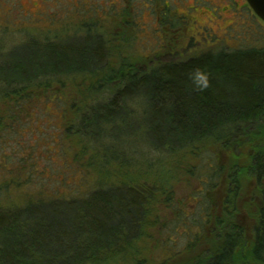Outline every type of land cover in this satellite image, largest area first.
<instances>
[{
	"label": "trees",
	"instance_id": "trees-1",
	"mask_svg": "<svg viewBox=\"0 0 264 264\" xmlns=\"http://www.w3.org/2000/svg\"><path fill=\"white\" fill-rule=\"evenodd\" d=\"M160 12L162 31L175 36L172 30L185 23L174 13ZM119 15L114 12L113 19L129 32L136 15L127 9ZM169 18L179 24L172 26ZM90 26L64 40L26 42L36 54L6 70L13 75L8 81L0 78V97L19 107L31 98V90H41L48 93L46 101L61 105L64 96L54 85L83 78L89 94L75 118L63 119L67 130H75L101 158L92 156L84 165L88 171L100 174L128 152V163L135 166H148L137 161V154L211 157L210 178L226 176L227 206L232 203L234 210L240 194L249 197L251 192L247 218L238 222V209L210 219L205 250L199 248L200 239L199 245L191 242L193 250L199 249L187 254L183 264H264V47L208 50L191 57L182 53L173 57L180 59L166 60H148L128 50L111 58L110 41ZM179 40L175 36L167 43L164 38L163 44L171 47ZM78 101L74 98L71 109ZM119 172L125 173L119 185L82 196L0 205V264H116L142 236L150 199L137 174Z\"/></svg>",
	"mask_w": 264,
	"mask_h": 264
},
{
	"label": "rangeland",
	"instance_id": "rangeland-1",
	"mask_svg": "<svg viewBox=\"0 0 264 264\" xmlns=\"http://www.w3.org/2000/svg\"><path fill=\"white\" fill-rule=\"evenodd\" d=\"M248 7L251 9L246 0H0V78L8 81L13 74L6 70L14 62L36 54V47L26 42L55 37L64 40L90 25L110 41L111 58H119L120 53L130 50L133 55L148 56V60L180 59L173 58L178 55L167 44L174 41V36L164 32L166 45L160 39V8L188 24L179 43L197 35L195 45L184 53L185 57L208 50L264 47V21ZM123 9H127L128 15H136L129 32L113 19L114 12L121 18ZM177 21L169 18L174 27L179 24ZM65 42L72 45L73 41ZM84 83L87 82L78 77L55 84L53 88L65 99L61 105L46 101L48 93L41 90H31V98L19 107L16 101L0 97L1 206L82 196L102 186L119 185L125 178L121 170L133 175L144 168L143 173L135 175L149 189L143 233L126 254L116 259V264H183L187 254L199 248L205 250L210 219L227 217L239 209L236 220L245 221V204L250 202L251 192L249 197L240 194L234 210L232 203L227 206L230 189L226 176L210 178L208 166L213 159L207 155L202 158L190 152L151 153L146 157L137 154V161H146L148 166H135L128 163V152L116 162L109 160L112 162L102 167L100 174L94 168L84 169L93 157L97 161L101 158L75 130H67L68 122L63 119L64 115L68 119L70 115L77 116L74 112L80 110L89 94ZM74 98L79 100L78 106L71 109ZM150 171L154 175L149 176ZM198 239L203 244L193 250L191 242Z\"/></svg>",
	"mask_w": 264,
	"mask_h": 264
},
{
	"label": "flooded vegetation",
	"instance_id": "flooded-vegetation-1",
	"mask_svg": "<svg viewBox=\"0 0 264 264\" xmlns=\"http://www.w3.org/2000/svg\"><path fill=\"white\" fill-rule=\"evenodd\" d=\"M247 6V5H246ZM249 8V7H248ZM249 10H251L250 8H249ZM252 14H253V12H252V10L250 11ZM257 17V16H256ZM258 18V17H257ZM188 24H186L185 23V25L183 26V27H180V28H178V29H176V30H172V32L173 33H175L176 35L175 36H178V37H181L180 36V34L182 33V30L184 31V29H187L188 27ZM160 30V29H159ZM160 33H162L163 35H161V37L160 38H162V39H164V38H166V35L164 34V32H162V30H160ZM174 36V37H175ZM185 36V35H184ZM183 36V37H184ZM196 34H192V35H190V36H188L189 37V39H184V40H182V42L181 43H179V44H175V45H171V49H173L175 52V54H181V52L183 53L182 55L183 56H185L184 55V53H186V52H188V51H191L192 50V48H193V46L195 45V43H196V41H194L195 39H196ZM199 36V35H198ZM173 37V38H174ZM212 38V37H211ZM205 39V38H204ZM185 41V43H183ZM199 41V40H198ZM204 52V51H203ZM199 54V53H198ZM187 55V57H191V56H195L194 54H192V55H188V54H186ZM197 55V54H196Z\"/></svg>",
	"mask_w": 264,
	"mask_h": 264
},
{
	"label": "water",
	"instance_id": "water-1",
	"mask_svg": "<svg viewBox=\"0 0 264 264\" xmlns=\"http://www.w3.org/2000/svg\"><path fill=\"white\" fill-rule=\"evenodd\" d=\"M254 13L264 21V0H246Z\"/></svg>",
	"mask_w": 264,
	"mask_h": 264
},
{
	"label": "clouds",
	"instance_id": "clouds-1",
	"mask_svg": "<svg viewBox=\"0 0 264 264\" xmlns=\"http://www.w3.org/2000/svg\"><path fill=\"white\" fill-rule=\"evenodd\" d=\"M199 80L203 82V86H207V81L204 77H199Z\"/></svg>",
	"mask_w": 264,
	"mask_h": 264
}]
</instances>
